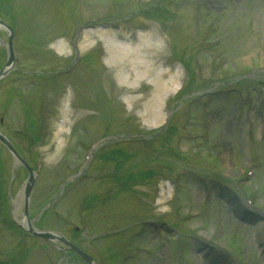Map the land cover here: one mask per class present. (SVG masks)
I'll return each mask as SVG.
<instances>
[{
  "label": "rangeland",
  "instance_id": "374dc122",
  "mask_svg": "<svg viewBox=\"0 0 264 264\" xmlns=\"http://www.w3.org/2000/svg\"><path fill=\"white\" fill-rule=\"evenodd\" d=\"M75 1L0 0V17L19 27L15 46L20 50L18 66L22 68L21 72L12 69L0 78V130L17 146L26 163L21 164L0 142V264H52L53 257L59 264H86L70 248L63 246L56 250L43 237L28 235V225L23 222L22 194L27 167L40 165L38 160L33 161V149L37 146L44 165L38 173L39 179L32 191V208H29L35 225L64 234L90 251V237L81 234L80 228L85 230L88 226V231L96 233L158 215L211 245L206 251L200 250L204 254L196 253V256L192 252L194 238L191 236H170L172 240L167 241L165 231L146 227L143 235L136 238L128 232L97 239L101 247L92 245L90 252L104 258L105 264H201V260H211L213 264H264L257 250L258 243L254 241L253 226L237 220L229 205L220 199L202 196L199 179L192 176L196 173L221 177L220 181L227 185L228 197L234 196L229 178L243 182L248 172H252L245 189L250 194L252 187L260 189V194L253 199L264 209V121L253 116L249 121L239 107L236 94L243 85L252 88L250 78L256 79L264 73V0H78L82 10L71 21ZM17 9L21 10L22 17L14 24L11 14L17 13ZM91 18L105 19V23L123 21L109 22L111 27H121L119 30L100 31L88 25ZM78 22L84 24L79 33L66 35V30L74 29ZM136 26L147 28L150 44H158L157 51H140L136 60L150 61L151 72H158L162 66L166 68L168 74L164 78L170 83L169 92L174 93L181 83L182 79L176 81V76L183 74L180 62L192 65L191 55L197 57L195 63L201 62L202 71L210 76L179 96L161 100L160 107L169 111V104L173 103L174 109L170 123L162 130L159 125L161 120L162 123L166 120L165 114L163 119L152 123L136 115L155 94L153 89L144 84L136 91H131L130 86H117L112 73L118 76V71L114 73L99 62L104 56V38L126 46L128 43L125 45L115 36H128L134 28V34L127 38L135 40ZM7 40V27L0 28V68L7 59ZM77 46L82 53L79 59L84 58V63L70 76L73 84L68 99L47 109L46 99L51 95L46 90L51 81L32 75L31 71L68 63L76 56L73 51ZM218 60L227 63L221 65ZM130 68L120 71L126 77L131 75L133 82ZM146 74L138 75L151 78ZM108 89L111 90L109 98ZM208 89L215 91L212 95L197 97L189 105L185 102L195 91ZM124 93L134 95L130 110L131 105L128 107L123 100ZM249 97L243 92V98ZM259 97L260 94H253L252 103L261 107ZM41 111L43 124L51 127V131H47L48 135L42 134L45 143L36 145L30 142V134L35 132L33 121ZM83 127H88L90 135L83 132ZM141 132L149 135L153 132V135L148 141H137L135 138L139 135L135 133ZM102 133L113 134L116 139L114 147L105 144L92 157V170L104 172L103 176L101 173L87 175L86 181L83 177L59 207H49L47 201L55 196L63 178L83 168L84 149ZM155 134L159 138L152 142ZM61 140L63 145L59 149ZM175 141L191 153L179 154ZM194 151H201L202 158ZM83 175L84 172L79 178ZM161 178L174 181L177 190L164 205L154 206L155 186ZM79 204L81 216L75 212ZM191 211L197 214L192 216ZM76 225L80 227L79 232L74 231ZM58 243L65 245L60 240Z\"/></svg>",
  "mask_w": 264,
  "mask_h": 264
},
{
  "label": "bare ground",
  "instance_id": "6f19581e",
  "mask_svg": "<svg viewBox=\"0 0 264 264\" xmlns=\"http://www.w3.org/2000/svg\"><path fill=\"white\" fill-rule=\"evenodd\" d=\"M103 33L107 34L108 32L106 31V33L105 32H103ZM110 34H111V32H110ZM146 37H148V35ZM141 45H142V47H140ZM139 47L140 48L132 49L129 46L124 47V46H120L118 44L117 45H113L112 46V51L114 52L113 58H115L116 60L112 59L111 61L114 62V66L119 71L120 70H124L129 65H131L132 67L137 68L139 73L144 74V72H145V73H147L146 74L147 76L149 75L151 77L149 79H150L152 85L154 86L153 87V89H154L153 91L155 92V94L151 95L149 97V99L145 102L147 104L143 106V110L139 111V115L143 119L147 120L148 123H150V122L152 123V121H155V120L160 119V118L163 117L162 109L159 110L158 108H160V104H161L163 93H165L169 89L168 87H169L170 83L168 84V80L164 78V75L168 74V70L162 68V69L158 70V72H156V71L151 72L152 69H149V66L151 67V62L150 61L141 63L140 61L136 60L138 53L140 51H143L144 49L146 51H147V49H154V50L157 51L158 44L155 45L154 43L150 44L149 41L148 42L147 41H142L140 43ZM129 59L134 60V62L132 60H129ZM128 79H130V76L126 77L123 74V72L120 71V79L119 80L128 82ZM172 79H173V76H172ZM165 82L167 84H165ZM133 87L135 88V89H133L134 91L138 90L135 85H133L132 88ZM133 98H134V95H132V94L126 95V100H128L130 102V104H132V105H133V101H134ZM67 112H66V109H65L64 110V113L66 114L65 116H67ZM57 133L60 134L58 131H57ZM61 133H63V132L61 131ZM62 140H63V138H62ZM62 140L60 142L61 144L59 145V149L62 148V145H63L62 144V142H63ZM200 191H201V189H200ZM257 222L262 225L261 221H257ZM260 238L264 241V232H261ZM258 251L264 257V249H261L260 247H258ZM203 262H205V261L203 260L201 262V264H204Z\"/></svg>",
  "mask_w": 264,
  "mask_h": 264
},
{
  "label": "water",
  "instance_id": "95a60500",
  "mask_svg": "<svg viewBox=\"0 0 264 264\" xmlns=\"http://www.w3.org/2000/svg\"><path fill=\"white\" fill-rule=\"evenodd\" d=\"M12 52V51H11ZM0 136H1V138L3 139V141L6 143V145L7 146H9V148L11 149V151H12V153H14V155H17L19 158H21L20 157V155H18V153H17V151L15 150V148L13 147V146H11V144L9 143V141L6 139V137L5 136H3V135H1L0 134ZM30 178H29V180H28V183H27V187H26V195L27 196H29L28 194H29V191H30V189H31V186H32V181H33V174H31L30 173ZM26 213H27V209H26ZM31 231L34 233V234H39V235H43V236H54V234L53 233H50V232H48V231H46V232H41V231H38V230H34L33 228L31 229ZM62 240H64L65 242H68V241H66L64 238H62ZM73 246V245H72ZM73 248L74 249H76V250H78L81 254H82V256L85 258V260L86 261H89V263L90 264H92V261H91V259H90V256H88L86 253H84V252H82L79 248H76L75 246H73Z\"/></svg>",
  "mask_w": 264,
  "mask_h": 264
}]
</instances>
